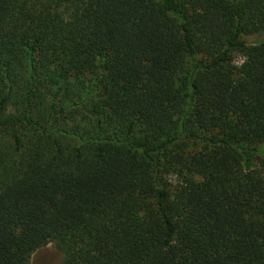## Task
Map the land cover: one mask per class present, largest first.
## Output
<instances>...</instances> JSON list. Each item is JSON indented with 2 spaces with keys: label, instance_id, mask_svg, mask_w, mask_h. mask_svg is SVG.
Listing matches in <instances>:
<instances>
[{
  "label": "trees",
  "instance_id": "1",
  "mask_svg": "<svg viewBox=\"0 0 264 264\" xmlns=\"http://www.w3.org/2000/svg\"><path fill=\"white\" fill-rule=\"evenodd\" d=\"M51 241L264 264V0H0V264Z\"/></svg>",
  "mask_w": 264,
  "mask_h": 264
},
{
  "label": "rangeland",
  "instance_id": "2",
  "mask_svg": "<svg viewBox=\"0 0 264 264\" xmlns=\"http://www.w3.org/2000/svg\"><path fill=\"white\" fill-rule=\"evenodd\" d=\"M248 43L257 42L258 37L254 35L245 36ZM235 60L239 63L242 60L240 54L235 56ZM174 181V177H171ZM63 254L54 242H48L46 245L41 246L34 250L30 257L28 264H60Z\"/></svg>",
  "mask_w": 264,
  "mask_h": 264
}]
</instances>
